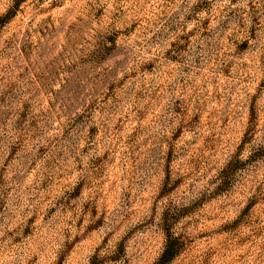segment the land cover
I'll return each instance as SVG.
<instances>
[{"label": "rangeland", "instance_id": "1", "mask_svg": "<svg viewBox=\"0 0 264 264\" xmlns=\"http://www.w3.org/2000/svg\"><path fill=\"white\" fill-rule=\"evenodd\" d=\"M0 264H264V0H0Z\"/></svg>", "mask_w": 264, "mask_h": 264}, {"label": "trees", "instance_id": "2", "mask_svg": "<svg viewBox=\"0 0 264 264\" xmlns=\"http://www.w3.org/2000/svg\"><path fill=\"white\" fill-rule=\"evenodd\" d=\"M171 252L172 251L170 249V246H167V248H166V250H165V252H164V254L162 256V261L168 260L170 258L169 256L171 255L169 253H171Z\"/></svg>", "mask_w": 264, "mask_h": 264}]
</instances>
